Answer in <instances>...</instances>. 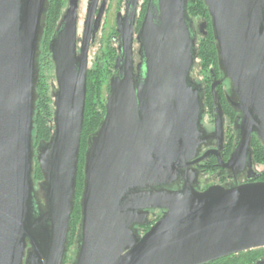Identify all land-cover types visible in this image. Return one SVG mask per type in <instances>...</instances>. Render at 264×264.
<instances>
[{
    "label": "water",
    "instance_id": "obj_1",
    "mask_svg": "<svg viewBox=\"0 0 264 264\" xmlns=\"http://www.w3.org/2000/svg\"><path fill=\"white\" fill-rule=\"evenodd\" d=\"M49 2L0 0V264H65L67 256V264H209L264 249V182L201 191L196 168L213 155L233 180L261 176L252 140L264 150V0H201L220 76L236 99V139L225 163L218 157L219 82L210 89L217 149L200 156L210 136L201 126L203 89L191 80L197 41L188 0H148L136 36L137 2H127L116 18L117 55L103 115L86 141L71 256L89 47L107 0L96 18L98 0H89L79 48L78 0L68 1L48 41L52 129L37 144L38 62Z\"/></svg>",
    "mask_w": 264,
    "mask_h": 264
},
{
    "label": "flooded vegetation",
    "instance_id": "obj_2",
    "mask_svg": "<svg viewBox=\"0 0 264 264\" xmlns=\"http://www.w3.org/2000/svg\"><path fill=\"white\" fill-rule=\"evenodd\" d=\"M68 1L65 0L64 7L66 8L68 6ZM111 0H107L106 5L103 9V13L101 15L100 21H99V26L98 30L95 33L94 40L90 43L89 47V55H88V63L90 60V53L92 49L95 47V45H99L100 39H101V32L105 28V21L107 16L109 15V4ZM131 1L134 2V0H119V6L118 9L115 12V17H114V25H113V31L114 34L111 35L110 37V44H112V51L114 53L113 55V64H112V70H111V75L114 74L113 66H114V61L117 55V47H118V33H117V27H116V18L117 16L123 17L126 12V5L127 2ZM137 5H136V17H135V24H134V36H136L142 19L145 14V10L147 7L148 0H136ZM102 0H98V5H97V10L95 13V18L97 17V14L100 10ZM89 4V0H78V10H77V47H80V39L82 38V33L84 29V21L86 18V12H87V7ZM190 13L189 17L191 19L192 23V28L193 32L197 41V45H199L203 41H207L209 38V33L212 34L211 30V24L210 20L208 17L207 13H198L197 9L193 10V8H190ZM94 18V19H95ZM81 20H83L82 25H81ZM206 22V26L202 29V23ZM213 43V41H212ZM134 50V55L136 64L139 63V59L137 57V52H138V44L135 42L133 46ZM198 61V62H197ZM196 65L194 69L191 72V80L198 85H200L203 89V115H202V121H201V126L202 129L210 136L207 145L203 146L200 152V156L203 155L207 151H216L217 149V141L214 139V124H213V100H212V95H211V86L212 83L214 82L215 84L219 82L218 86L216 87L215 91L217 92L218 95V103L221 107L222 114H223V139L220 144V151L218 152V157L219 160L223 161L224 163L228 160L232 149L233 145L235 143L236 139V132H235V119L237 117V113L234 111L232 108V104L235 103L236 99L234 96H232L228 92V84L226 81H223L221 76H220V71L218 69L217 65V59H216V68L215 70L210 69L209 70V77L206 76V73L201 70V62L198 60V54H197V59H196ZM90 69L88 68V71ZM87 71V73H88ZM213 75V76H212ZM109 78V80H110ZM109 84V83H108ZM218 158L216 156H209L204 162L200 163L196 168L198 169V185L201 191L206 190L207 188L211 186H224L228 184H246L250 182H263L260 178L253 181L248 179L244 174L238 176L235 180L231 179L226 172H224L222 169H220L217 165ZM157 218L161 215V213H157ZM151 226V225H150ZM150 226H143L142 230L143 233L148 231ZM257 251H263V254L260 256H257L253 263L250 264H255L260 260H264V249L260 250H254V251H249V252H257ZM245 252V253H249ZM241 253V254H245ZM238 254L236 256H230L209 264H229V262H233L234 260H237L238 257L241 255ZM246 264V263H245Z\"/></svg>",
    "mask_w": 264,
    "mask_h": 264
},
{
    "label": "trees",
    "instance_id": "obj_3",
    "mask_svg": "<svg viewBox=\"0 0 264 264\" xmlns=\"http://www.w3.org/2000/svg\"><path fill=\"white\" fill-rule=\"evenodd\" d=\"M65 0H50L49 2V10L46 18V28L44 33V42L41 47V53L38 62L39 68V82L37 86V94L38 100L36 103V114H35V141L38 144L41 141L47 142L50 138V133L52 129V93L54 91V77H53V65L50 59V55L47 50V45L50 37L52 36L57 23L63 12H61L62 8H64ZM190 8L193 10L197 9V12L207 13L205 7L201 0H188V13H190ZM213 36L209 33V38L207 41L201 42L197 45V54L198 60L201 62V70L207 73L210 69L216 68V51L214 44L212 43ZM198 62V61H197ZM196 62V63H197ZM99 69V67H98ZM94 72L87 73V83H86V100H85V111H84V121L81 133V144H80V154L79 158L81 159L78 167L82 168V153L86 149V141L87 138L92 135L101 120L103 115L104 108L99 106L97 101V91H96V80H95ZM95 99V100H94ZM252 152H253V161L254 166L257 172L261 173L260 179L264 178V150L261 145L255 140H252ZM258 167L261 170H258ZM80 168V169H81ZM82 172L79 170L77 172V180H76V191H75V203L72 214L71 228H70V238H69V252L70 249L74 245V240L77 232V226L79 223V198L81 195L82 189ZM261 179V180H262ZM41 180V174L38 170H36L35 181L38 182ZM264 182V179H263ZM157 215L152 221L146 225L150 226L154 222L157 221ZM253 252L241 254L237 260L233 262H229V264H250L253 263L255 258L243 259V257H247V255L252 254ZM69 261V256L66 257L65 264ZM227 264V263H226Z\"/></svg>",
    "mask_w": 264,
    "mask_h": 264
},
{
    "label": "rangeland",
    "instance_id": "obj_4",
    "mask_svg": "<svg viewBox=\"0 0 264 264\" xmlns=\"http://www.w3.org/2000/svg\"><path fill=\"white\" fill-rule=\"evenodd\" d=\"M118 6H119V0L110 1L109 15L107 16L106 21H105V28L101 32L100 43L99 45L96 44L95 47L92 49L90 53V60L88 63V68L90 69L89 72L97 73L95 74V80L97 82L96 83L97 101L99 103V106L102 108H104L105 99L108 93V83H109V78L111 75L112 64H113L114 53L111 48L112 44L109 43L110 42L109 40H110L111 35L114 34V31H113L114 24L113 23H114L115 12L118 9ZM64 10H65V7L62 8L61 12H63ZM80 22L82 25L83 20H81ZM213 70L215 69L213 68ZM206 76L209 77V70L207 71ZM84 152L82 153V158H83L82 164H81L82 168L78 167V172L79 170L81 172L83 171ZM80 158H79V162L81 160ZM258 170L262 171V169H260L259 167H258ZM82 181H83V178H82ZM73 254H74V248L72 247L70 249L69 255L71 256ZM261 254H263V251L253 252L252 254L247 255V257H243V259L255 258L256 256H260Z\"/></svg>",
    "mask_w": 264,
    "mask_h": 264
}]
</instances>
